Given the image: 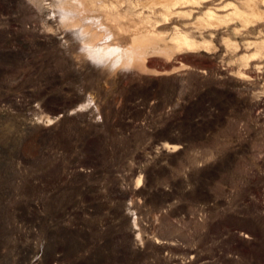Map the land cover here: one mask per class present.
Listing matches in <instances>:
<instances>
[{
	"label": "rangeland",
	"instance_id": "rangeland-1",
	"mask_svg": "<svg viewBox=\"0 0 264 264\" xmlns=\"http://www.w3.org/2000/svg\"><path fill=\"white\" fill-rule=\"evenodd\" d=\"M168 1L0 0V264H264V0Z\"/></svg>",
	"mask_w": 264,
	"mask_h": 264
},
{
	"label": "bare ground",
	"instance_id": "bare-ground-1",
	"mask_svg": "<svg viewBox=\"0 0 264 264\" xmlns=\"http://www.w3.org/2000/svg\"><path fill=\"white\" fill-rule=\"evenodd\" d=\"M181 1L183 2V0H169L166 4H165V6L167 7V8H172V7H175V5H177V4H181ZM91 3V2H90ZM183 4H184V2H183ZM164 5V4H163ZM166 7H165V9H166ZM174 9V8H173ZM167 11H169V9H166ZM170 11H172L171 9H170ZM169 11V12H170ZM212 17V19H214V20H218V18L217 17H215V16H211ZM242 18H244L245 20H247L248 19V16H244V15H242L241 16ZM211 19V18H210ZM251 20V19H250ZM90 21V20H89ZM216 24V23H215ZM89 29V28H88ZM147 35V34H146ZM146 37V36H145ZM144 37V38H145ZM183 40H184V42H185V44H187V45H191L192 43L191 42H189L188 40H187V38L185 37V38H183Z\"/></svg>",
	"mask_w": 264,
	"mask_h": 264
}]
</instances>
